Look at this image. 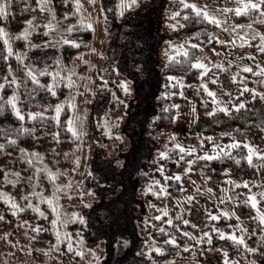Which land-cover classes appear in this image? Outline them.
<instances>
[{
  "label": "trees",
  "instance_id": "16d2710c",
  "mask_svg": "<svg viewBox=\"0 0 264 264\" xmlns=\"http://www.w3.org/2000/svg\"><path fill=\"white\" fill-rule=\"evenodd\" d=\"M192 1L224 8L243 6V0H187L189 5ZM4 2L8 3V15L6 19L0 17V27L6 30L7 37L9 30H21L25 19L31 15L36 14L41 19L30 35V43L36 47H29L25 58L33 56L34 51H52L47 48L55 49L59 43L65 53L73 54L92 36V30L79 23L80 19L74 13L67 15L71 23H60L59 27L45 30L50 19L45 10L37 13L41 10L38 0ZM67 2L72 6V0ZM50 3L58 14L65 0H50ZM119 3L120 0H102L113 46L104 74L107 77L122 74L123 67L128 66L132 58L136 63L143 57L146 60L141 66L152 67V92L146 93L148 104L138 105L137 112L139 127L135 131L140 138V159L120 164L117 160L125 156L121 147L111 158L108 146L112 144L113 134L105 131L103 124L110 109V89L105 85L106 80L100 77L95 93L99 105H93L91 114L96 138L88 140L91 151L89 171H82L73 179L68 155L82 142L77 141L76 135L69 130L68 121L71 120L76 129L85 123H74L66 85H55L56 94L53 95L47 88L36 85L24 69L9 72V67L17 64V57L14 53L9 54L4 38L0 37V83L5 78L9 81L0 89V104L4 105L0 109V144L4 145L0 148V167L20 166V181L25 185L32 183L31 188L41 187L40 179L46 166L65 170L52 181L58 185L60 182V188L67 190L63 197L66 206L63 216L68 217L67 222L57 220L54 225L50 207L32 194L31 199L18 208L0 200V216H3L0 229L7 232L8 238L22 240L25 228L34 226L36 231L42 232L38 239L45 241L53 235L52 228L57 227L59 239L69 242L70 247L63 242L57 243L61 251L65 249L63 258L68 264H171V260L184 258L190 252L194 264H223L225 254L241 264L253 260L256 264H264V223L258 218L257 208L249 202L251 194L264 191V157L254 155L249 163L246 147L250 144L256 151L264 152V99L261 98L264 93V75L261 74L264 69V51L261 50L264 49L261 39L264 36V6L260 9L249 7L239 13L234 8L230 12L233 36L244 42L228 49L239 56L232 63L225 60L222 66L209 65L202 70L194 67L193 62L203 61L221 49L223 31L218 23L191 7H181V0H137L135 5L125 7L122 12L117 11ZM173 24L176 27H172ZM69 25L73 26L71 32L65 31ZM61 37L76 39L79 47L64 44ZM13 77H16L14 84L11 83ZM38 79L41 85H47L50 74L38 73ZM14 91L19 97L17 106L24 113L23 119L18 118L7 103ZM241 97L243 104L240 107L226 112L224 107L218 106L236 105V100ZM185 98L193 102L204 130L222 133V139L227 140L212 159L204 156L211 151L175 147L170 130L177 112L173 105L177 106ZM58 103H63V107L54 119ZM32 112L43 115L28 119ZM116 121L112 122V129H115ZM233 140L239 142L238 147H230ZM21 149L25 151L21 152ZM161 152H167V155H159ZM33 153L40 156H33ZM52 153L58 163L54 162ZM189 160H192L191 164ZM183 169L185 172L179 175ZM127 171H130L128 176ZM224 181L235 195L233 207L240 222L235 233L242 232L247 247L223 235L231 228L234 218H223L219 224V219L205 217L200 224V219L193 222L187 217L184 221L181 216L169 218L167 212L161 210L163 207L171 210L189 182L218 187ZM0 182L10 185L7 181ZM148 188L152 191H147ZM256 199L258 208L264 211V199L259 195ZM185 233L190 235L185 236ZM156 248L163 251L158 252ZM248 248L257 251L251 252Z\"/></svg>",
  "mask_w": 264,
  "mask_h": 264
},
{
  "label": "rangeland",
  "instance_id": "374dc122",
  "mask_svg": "<svg viewBox=\"0 0 264 264\" xmlns=\"http://www.w3.org/2000/svg\"><path fill=\"white\" fill-rule=\"evenodd\" d=\"M67 3L68 2H65L62 11L58 14L52 7L50 0L48 6L52 11L49 12L47 8L43 10L47 12L49 19L57 27L61 25L60 23H71L70 19L67 17L70 13L77 15L80 20L83 18L86 21V24H84L85 26H87V23L91 24L89 28L92 30V36L73 54L65 53L59 46L61 43H59L55 49L47 48L52 49V51L47 50L42 53L34 51L33 56L29 55L30 58H25V56L29 54V47H31L30 35L33 29L30 30L27 38L20 37L17 33L25 28V21L32 20L34 25L39 23L41 19L38 18L36 14L25 19L21 30H9L10 33L7 39L13 49L12 53H14V55L20 53L23 57L22 60L17 59V64L15 67H11V72L14 73L19 70V68L25 70V65L34 66V70H43L47 67L49 74L58 71L59 76L55 79V85H66L67 98L71 108H73L74 123L78 125H80L81 122L83 124L85 123L83 127L78 126L80 129L75 128L78 133L76 134V139L77 141H81L82 144L76 146L72 153L68 155L71 160L73 179H75L82 171H89L91 163V151L88 146V140H90L91 137L96 138L91 114L93 105H99L96 101L95 94L98 78L102 77L106 80L105 85L110 89V109L107 116L103 119V124L106 126L104 130L114 135H112V144L108 146V149H110L111 158H114L118 148L121 147L125 156H121V160L119 158L117 162L124 165L127 161L129 162L132 159H140V138L135 131L136 127H139V114L137 113L139 112L138 105L148 104L146 93L149 95L152 92L153 75L150 65L141 66L146 59L140 57V61L136 63H134L136 59H130L128 61V66L123 67L122 74L107 77L104 72L107 71L106 66L108 65L109 56L113 53V46L109 40L111 29L108 27L102 0H79V10H77L73 3L72 6H69ZM191 3L197 5L200 9L206 10L210 15L215 16L219 21L218 25L223 31L220 37L221 49L213 52L211 56L203 58L202 62L206 64L207 67L209 65L222 66L225 60L232 63V60L239 55L233 53L231 49L228 48L235 46L237 43L242 44L244 41L233 36L234 26L232 25L230 12L234 8L238 9L243 6L224 8L200 1H192ZM225 9H230V11H226ZM41 12L42 9L37 13L40 14ZM68 39H71V37H68ZM72 40L76 41V39ZM57 59H59L61 63L58 64L56 62ZM137 65L140 67L137 68ZM259 66L261 65L259 64ZM69 70H71L70 79L73 81L71 87L68 86L67 80L65 79L69 77ZM52 80L53 77L50 75V82ZM121 81L127 82L130 91L125 92L123 88H121ZM241 102L242 97L236 100V105L218 106L230 109L237 107ZM72 105H74V107ZM177 106L176 117L170 128L173 142L176 145L179 144L182 148H192L194 151L198 149L211 151L209 155L214 154V145L218 146L216 151L223 149L227 140L222 139V133H209L204 130L199 113L190 99L185 98L181 100ZM86 116H88V119H84ZM113 121H116L113 125L114 127L116 126L115 129L111 128ZM51 156L54 157V162H57L53 153ZM148 157L150 158L151 155H148ZM49 164H52V162L49 161ZM20 170V166L18 167L16 165L13 167H0V181L2 180L10 183V185L7 186L0 182V191L10 196L19 207L27 203V201L31 199V195L35 193V196H37L40 201H43L50 207L53 213V220L56 219L64 223L67 222L68 217L63 216V214H65L63 212H66V206L63 205V197L65 193H67V190L60 188L61 183L57 182L59 186L53 182V179L48 175V172L51 171L56 176H60L65 170H57L54 166H46V169H44L42 173L44 175L40 179L41 187L38 188L34 186L31 188L32 183L29 185L22 184L20 181L22 172H20ZM130 170L132 169L130 168ZM184 172L185 169H183L179 175H182ZM129 174L130 171H127L126 176ZM47 180L49 181L48 183ZM13 181L15 182L13 183ZM71 188L75 189V186ZM183 192L181 197L177 198L171 210H169V208H161L162 211L167 212L169 218L172 216H181L183 221L185 217L190 221L200 219V224L205 217H219V224H221L223 218H234L230 225L231 228L227 230V233L236 234L235 230L239 228L240 222L237 220L238 215L233 207V204L236 202L234 200L235 195L231 194L226 181L219 184L218 187H209L198 182H189L188 185L184 187ZM46 198H54L56 205L55 212L53 211V206L50 205ZM0 200L12 206V203L7 202L6 199ZM74 200L75 198L73 197L72 201ZM226 212L229 214L225 215ZM56 228L57 227L52 228L53 235H51V237L48 236L45 241L38 239V236L42 232L40 230L36 231L34 226H32L31 229H28V227L25 228V235L22 240H12L8 238L6 231L0 229V264H68L63 258V251H65V249L61 251L57 243L63 242L66 247H70L69 242H64L61 238L59 241L57 240ZM180 229L182 228L180 227ZM182 230L184 231L186 229ZM241 234L242 232L240 231L238 236H241ZM69 256L71 255L69 254ZM226 258L228 264H241L239 260L225 256L222 257L223 264H225ZM171 264H194L192 262L191 252L184 258L171 260ZM210 264H213V262Z\"/></svg>",
  "mask_w": 264,
  "mask_h": 264
},
{
  "label": "snow or ice",
  "instance_id": "6c2138e0",
  "mask_svg": "<svg viewBox=\"0 0 264 264\" xmlns=\"http://www.w3.org/2000/svg\"><path fill=\"white\" fill-rule=\"evenodd\" d=\"M65 2H67V0H65ZM74 6L77 8V10H79V0H72ZM137 2V0H120V3L117 5V11L118 12H122V10L125 8V7H132L133 5H135ZM49 4V0H38V7H40L42 10L47 8V10L49 12L52 11V9L48 6ZM262 6H264V0H259V2H256V0H243V7L241 8H238L237 9V12L239 13L240 11H245L247 10L249 7L252 8V9H260L262 8ZM181 7H184V8H187V7H191L193 10H195L196 12L198 13H201L203 14L206 18L210 19L213 23H218L219 21L216 19L215 16H212L210 15L206 10L204 9H200L197 7V5L195 4H191L189 5L187 0H181ZM7 8H8V3L4 2V0H0V17H3V18H7V15H8V12H7ZM226 11H230V9H225ZM173 15L175 16L176 13H173ZM79 23L81 24H86V21L81 18V20L79 21ZM25 28L17 33L18 36L20 37H23V38H27L29 33H30V30L34 29L36 27V25L33 24V21L32 20H28V21H25ZM87 26L88 27H91V24L90 23H87ZM55 27V25L52 23V21L50 20L46 25H45V30H48V29H51ZM172 27H176L175 24L172 25ZM73 30V26L72 25H69L68 28L65 30V31H68V32H71ZM0 37H3L4 38V43H5V46L7 47V50L9 52V54H12L13 52V49L9 43V40L7 39V34H6V30L3 28V27H0ZM262 39V42H264V36L261 37ZM61 41L64 43V44H67L69 46H72V47H79V45L77 44V42L75 40H72V39H68L67 37H61ZM247 42V41H245ZM31 47H36V45H30ZM173 47H176L175 45H173ZM181 47V50L185 52V55H188V52L186 49L183 48V46H180ZM195 47H198L195 46ZM262 51H264V49H261ZM16 57L18 60H22V55L20 53H16ZM169 59L171 60L172 57L169 56ZM58 64L61 63V61L59 59H57L56 61ZM193 66L196 67V68H199V69H202V70H206L207 68V65L204 64L201 60L197 59L193 62ZM245 68H247V65H245ZM248 71H251V69H247ZM9 72L12 71L11 67H9L8 69ZM25 71H26V74L27 76L31 77L32 81L35 82L36 85H40L42 87H45L47 88L48 90L51 91V93L53 95L56 94V88H55V79L56 77L59 76V72H53V73H50V75H52L53 77V80L51 82H49L47 85H41V82L40 80L38 79V73L39 75H43L44 73H47L48 72V69L47 67H45L43 70H34V66H28V65H25ZM261 74L264 75V69L261 70ZM70 76H71V70H69V77H66L65 79L67 80V83H68V86L71 87L72 84H73V81L70 79ZM175 79V78H173ZM9 83V81L5 78L4 79V82L3 83H0V89H2L4 87L5 84ZM11 83H16V77H13L12 78V81ZM121 88H123V90L125 92L127 91H130L129 87H128V84L126 81H121ZM205 90L207 91V87L205 86ZM251 91H255V89H252ZM261 98L264 99V93H261ZM19 99V97L17 96V94L15 92L12 93L11 96L8 97V101L7 103L11 106V109H12V112L20 119H23L24 118V113L19 109V107L17 106V100ZM64 103H67V101H65ZM215 103V101H214ZM243 102H241V105H237V107H240L242 106ZM74 107V105H72ZM63 107V103H58L55 105V114L53 116L54 119H57L58 118V115L61 111ZM173 107H178L176 105H173ZM4 108V105L0 104V109H3ZM213 111H215V109H213ZM224 111H228L227 108L224 109ZM178 114V113H177ZM43 114L40 113V112H32V113H29L28 114V119H33L35 117H40L42 116ZM157 117H153V119H156ZM68 128L70 131L73 132L74 135L78 134L74 125H73V122L71 120L68 121ZM25 131H27V129H24ZM171 138V137H170ZM14 142V141H12ZM239 146V142L238 141H235L233 140L231 142V145L230 147L231 148H236ZM4 145L3 144H0V148H3ZM175 147L177 148H180L181 146L179 144L175 145ZM217 147L216 145L213 146V153L218 155L217 153ZM246 147L248 148V161L249 163L252 162V157L254 155L256 156H261V157H264V152H258L256 151L252 145L250 144H246ZM188 151H193L194 149L192 148H189L187 149ZM25 150L24 149H21V152H24ZM33 156H36V157H39L40 154L39 153H33L32 154ZM159 155L161 156H166L167 155V152H161L159 153ZM204 156L208 159H212L213 156L212 155H209L207 152L204 153ZM189 164L192 163V160H189L188 161ZM39 171V170H37ZM228 170L225 169V172H227ZM48 175L51 179H55V174L52 173L51 171L48 172ZM174 179H179V177H174ZM15 181H13L14 183ZM158 183V182H157ZM147 191H152L151 188H148ZM35 195V193H34ZM257 195H259V197L261 199H264V191H261L259 192L258 194L256 193H253L251 194V198H250V204L252 207L254 208H257ZM0 199H6L7 202H11L12 203V206L13 208H18L19 206L15 203L14 200L11 199L10 196H8L6 193H4L3 191H0ZM48 199L50 205L53 206V211L55 212L56 211V205H55V202H54V198H46ZM37 211H40L38 208L36 209ZM257 213H258V218L259 220L261 221V223H264V211H261L259 208H257ZM229 213H225V215H228ZM234 214V213H233ZM40 215H44V213L41 211L40 212ZM73 215H76V214H73ZM212 219H218L219 217H211ZM0 219H3V216H0ZM52 223L55 225L57 223V220L54 219L52 221ZM185 223H187V221H185ZM215 231L217 232H220L219 229H214ZM185 236H188L190 235V233H185L184 234ZM205 236H207L208 234L205 233L204 234ZM224 236L226 237H229L233 242L239 244V245H245V247H247V245L245 244V239L243 236H238L234 233H223ZM57 240L59 241V232H57ZM127 243V242H125ZM173 244L176 243L175 240L172 241ZM156 251L158 252H161L163 251L162 248H156L155 249ZM248 251H251V252H255L257 251V249H254V248H248ZM95 255V253H93ZM226 256V254H225ZM225 264H228V260L227 258L225 259ZM249 264H256V261H249Z\"/></svg>",
  "mask_w": 264,
  "mask_h": 264
},
{
  "label": "clouds",
  "instance_id": "9594fccd",
  "mask_svg": "<svg viewBox=\"0 0 264 264\" xmlns=\"http://www.w3.org/2000/svg\"><path fill=\"white\" fill-rule=\"evenodd\" d=\"M140 66L139 65H137V68H139Z\"/></svg>",
  "mask_w": 264,
  "mask_h": 264
}]
</instances>
